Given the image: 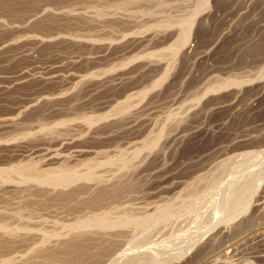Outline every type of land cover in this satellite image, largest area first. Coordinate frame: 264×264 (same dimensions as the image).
Masks as SVG:
<instances>
[{
    "label": "rangeland",
    "instance_id": "obj_1",
    "mask_svg": "<svg viewBox=\"0 0 264 264\" xmlns=\"http://www.w3.org/2000/svg\"><path fill=\"white\" fill-rule=\"evenodd\" d=\"M52 1L0 12V264H264V0Z\"/></svg>",
    "mask_w": 264,
    "mask_h": 264
},
{
    "label": "bare ground",
    "instance_id": "obj_2",
    "mask_svg": "<svg viewBox=\"0 0 264 264\" xmlns=\"http://www.w3.org/2000/svg\"><path fill=\"white\" fill-rule=\"evenodd\" d=\"M41 1H42V0H0V12L6 13V11H7V13H9L8 11H11V13H12V11H16V12L18 11L17 13H19V14H23L24 12H25V13L33 12L32 14H35V13H34L35 11H32V10H31V11H28V12H27V11H25V10H27V9H32L33 7H34V8L38 7V6H36V5H39V3H42ZM50 1H52V0H50ZM53 1L57 3V2H60L61 0H53ZM53 1H52V2H53ZM66 1H67V0H66ZM73 1H74V0H73ZM77 1H78V0H77ZM82 1H83V0H82ZM85 1H86V0H85ZM87 1H89V0H87ZM98 1H100V0H98ZM98 1H97V2H98ZM104 1H105V2L107 1V2H108L109 0H104ZM113 1H114V0H113ZM115 1H116V0H115ZM115 1H114V2H115ZM119 1H120V0H118V2H119ZM123 1H126V0H123ZM127 1H128V0H127ZM149 1H150V0H149ZM149 1H148V2H149ZM153 1H154V0H153ZM156 1H157V0H156ZM91 2H92V1H91ZM102 2H103V1H102ZM102 2L100 1V3H102ZM110 2H111V1H109V3H110ZM114 2H113V3H114ZM120 2H121V1H120ZM146 2H147V1H146ZM150 2H151V1H150ZM157 2H158V1H157ZM157 2H156V3H157ZM160 2H161V1H160ZM44 3L47 4L48 2L46 3V1H45ZM66 3H67V2H66ZM79 3H80V2H79ZM81 3H82V2H81ZM115 3L118 4L117 2H115ZM152 3H154V2H152ZM42 4H43V3H42ZM124 4H125V3H124ZM148 4H150V3H148ZM154 4H155V3H154ZM158 4H159V3H158ZM160 4H161V3H160ZM40 5H41V4H40ZM40 5H39V6H40ZM86 5H87V3H86ZM101 5H102V4H101ZM136 6H137V5H136ZM136 6H135V7H136ZM40 7H42V6H40ZM143 7H144V6H143ZM100 8H102V7H100ZM43 9H44V8H43ZM33 10H34V9H33ZM35 10H37V9H35ZM19 11H20V12L24 11V12H23V13H20ZM97 11L99 12V10H97ZM16 12H15V13H16ZM36 12H39V11H36ZM51 12H52V11H51ZM101 12H102V11H101ZM13 13H14V12H13ZM53 13H54V12H53ZM148 13H149V12H148ZM41 14H42V13H41ZM49 14H50V13H49ZM57 14H58V13H57ZM57 14H55L56 16H55V15H47V17L44 19V21H42V22H41L40 24H38L37 26H38L39 28L41 27V28H44V29H46V28L49 29V28H52V27H56V26H58V25H63L64 28H69V27H71L73 24L76 25V24H81V23H83V22H86V23H87V22H88V19L90 18V17H89V18L87 19V18L85 17V19H87L86 21H85L84 19H82V16H81V17H80V16H78V17L76 16L77 18H76V17H75V18H74V17L72 18L73 13H72V15L70 14L71 17H69V14L67 13V14H68V17H66V14H65V16H63L62 18H60V17L57 16ZM97 14H98V13H97ZM100 14H101V13H100ZM103 14H104V13H103ZM103 14H102V15H103ZM15 15H16V14H15ZM23 15H24V14H23ZM85 15H86V14H85ZM122 15H123V14H122ZM26 16H27V15H26ZM30 16H31V13H30ZM30 16H29V17H30ZM32 16H33V15H32ZM35 16H36V15H35ZM59 16H61V15H59ZM96 16H97V15H96ZM119 16H120V15H119ZM79 17H80V18H79ZM33 18H34V17H33ZM33 18H32V19H33ZM35 18H36V17H35ZM37 18H38V17H37ZM91 18H92V17H91ZM91 18H90V19H91ZM98 18H99V17H97V19H98ZM105 18H106V16H105ZM39 19H40V18H39ZM61 19H62V20H61ZM42 20H43V18H42ZM60 20H61L63 23L60 22ZM92 20H93V18H92ZM104 20H105V19H104V17H103V20H102V21H104ZM121 20H122V19H121ZM34 21H35V20H34ZM95 21H96V19H95ZM99 21H100V20H99ZM106 21H108V20H106ZM113 21H114V20H113ZM116 21H117V20H116ZM116 21H115V22H116ZM39 22H40V21H39ZM104 22H105V21H104ZM126 22H127V21H126ZM37 23H38V22H37ZM60 23H62V24H60ZM99 23H100V22H99ZM102 23H103V22H102ZM106 23H107V22H106ZM106 23H105V24H106ZM88 24H89V23H88ZM88 24H87V25H88ZM103 24H104V23H103ZM112 24H113V22H112V21H111V22L109 21L108 24H107V27L112 26ZM81 25H82V24H81ZM85 25H86V24H85ZM89 25H90V24H89ZM108 25H109V26H108ZM156 25H157V24H156ZM133 26H134V25H133ZM151 26H152V25H151ZM60 27H62V26H59V29L61 30ZM88 27H90V26H88ZM91 27H92V26H91ZM93 27H94V26H93ZM105 27H106V26H105ZM107 27H106V28H107ZM113 27H115V26H113ZM120 27H121V26H120ZM41 28H40V30L43 31V29H41ZM110 28H111V27H110ZM37 29H38V28H37ZM48 29H47V30H48ZM52 29H53L54 31H57V30H58L57 28H55L56 30H55L54 28H52ZM93 29H94V28H93ZM95 29H96V27H95ZM37 31H38V30H37ZM49 31H51V30H49ZM112 31H113V30H112ZM35 43H36V42H35ZM125 62H126V61H125ZM112 68H113V67H112ZM55 71H56V70H55ZM57 72H58V71H56V74H55L56 77H57ZM52 73H54V72H51V74H52ZM53 75H54V74H53ZM48 76H49V75H48ZM52 77H54V76H52ZM56 77H55V78H56ZM45 78H46V77H45ZM48 78H50V76H49ZM50 79H51V78H50ZM25 105H26V104H25ZM23 106H24V105H23ZM124 109H125V108H124ZM136 111H137V110H136ZM38 116H39V115H38ZM38 118H39V117H38ZM63 118H64V117H63ZM89 118H90V117H89ZM8 119H9V118H8ZM8 119H7V120H8ZM34 119H36V117H35ZM80 120H81V119H80ZM36 121H38V120H36ZM71 122H72V121H71ZM88 122H89V121H88ZM15 125H16V124H15ZM35 125H36V124H35ZM40 125H41V124H40ZM44 125H45V124H44ZM73 125H74V124H73ZM42 126H43V124H42ZM45 126H46V125H45ZM50 126H51V125H50ZM64 126H65V125H64ZM90 126H91V125H90ZM36 127H37V126H36ZM59 127H60V126H59ZM41 128H42V127H41ZM43 128H44V126H43ZM18 130H19V129H18ZM69 131H71V130H69ZM19 133H20V131H19ZM51 133H52V132H51ZM53 133H54V132H53ZM62 133H63V132H62ZM27 135H28V134H27ZM37 137H38V136H37ZM67 141H68V140H67ZM145 143H146V142H145ZM46 154H47V153H46ZM124 157H125V156H124ZM124 163H125V161H124ZM20 164H21V163H20ZM121 164H122V163H121ZM23 165H27V164H23ZM23 165H22V166H23ZM28 165L30 166V165H32V164L29 163ZM65 165H66V164H65ZM32 166H33V165H32ZM17 167H19V165H18ZM17 167H16V168H17ZM20 167H21V165H20ZM25 167H27V166H25ZM25 167H24V168H25ZM24 168L22 167V169H24ZM28 168H29V167H28ZM28 168H27V169H28ZM31 168H32V167H31ZM31 168H29V169L31 170ZM33 168H35V171H37V173H38L39 170L36 169L37 167H36V166H33ZM13 169H14V168H13ZM17 169H18V168H17ZM20 169H21V168H20ZM20 169H19V170H20ZM25 169H26V168H25ZM27 169H26V170H27ZM38 169H39V168H38ZM63 169H64V168H63ZM66 169H67V168H66ZM54 170H55V169H54ZM69 170H70V169H69ZM28 171H29V170H28ZM35 171H34V173H35ZM58 171H59V170H58ZM58 171H56V172L59 173V172L61 171V172L63 173V172L65 171V169H64L63 171H62V170H60L59 172H58ZM17 172H18V170H17ZM29 172H30V171H29ZM31 172H32V170H31ZM65 172H66V171H65ZM72 172H73V171H72ZM21 173H23V172L21 171ZM42 173H43V172H41V173L39 172V174H38L39 176H38L36 173H35L34 175H33L32 173H30V175H33V176L37 175V176H38L37 178L39 179V177L42 176V175H41ZM45 173H46V176H49V175H47V174H50L49 171H48V173H47V172H45ZM52 173L54 174L55 172H52ZM52 173H51V174H52ZM57 173H55V176H54L55 178H56V176L58 177L59 174H60V175L62 174V173H59V174H57ZM126 173H127V172H126ZM28 174H29V173H28ZM51 174H50V175H51ZM53 174H52V175H53ZM56 174H57V175H56ZM67 174H68V172H67ZM67 174H66V175H67ZM23 175H25V174H23ZM44 175H45V174H44ZM44 175H43V176H44ZM68 175H69V174H68ZM68 175H67L66 177H68ZM46 176H44V177H46ZM61 176H62V175H61ZM64 176H65V175H64ZM23 177H24V176H23ZM28 177H29V176H28ZM35 177H36V176H35ZM59 177H60V176H59ZM49 178H52V176H50V177H46L45 179H49ZM55 178H52V180H54ZM65 179H66V178H65ZM65 179H64V180H65ZM49 180H50V179H49ZM61 180H62V179H61ZM58 181H59V180H58ZM126 182H127V181H126ZM128 183H129V181H128ZM125 184H127V183H125ZM114 185H115V184H114ZM124 186H125V185H124ZM126 186H128V185H126ZM112 187H113V186H111V189L108 188L109 190H107V189L104 187L106 190H104V188H103L104 191H100L99 194H97V193H98V191H97V193H96L97 196L93 195V196H95V197H90V198H91V199H92V198H95V199H97V201L103 200L104 198H106V200H107V197H109L110 195H112V194H113V191H117V190L120 188V187H119V188L117 189V187H116V188H112ZM100 189H101V188H100ZM124 189H125V188L123 187V191H124ZM127 189H128V188H127ZM87 191H88V190H87ZM120 191H121V188H120ZM120 191H118V192H120ZM123 191H122V192H123ZM126 191H127V190H126ZM118 192H115V193L119 194ZM67 193L69 194V192H67ZM71 193H72L73 195H75V192L72 191ZM63 194L66 195V193H63ZM57 195H59V194H57ZM67 196H68V195H67ZM69 196H70V194H69ZM115 196H116V195H114V196H112V197H110V198H112V199L114 198V199H115ZM24 199H25V198H24ZM65 199H66V196H64V195H60V196H59V202H60V200H61V201H62V200L65 201ZM91 199H90V201H91ZM95 199H94V200H95ZM98 199H99V200H98ZM108 199H109V198H108ZM55 200H56V199H55ZM57 200H58V199H57ZM94 200H93V201H94ZM103 201L106 202L105 199H104ZM103 201H102V202H103ZM57 202H58V201H57ZM91 202H92V201H91ZM95 202H96V201H94V204H95ZM41 203H42V202H41ZM41 203H40V204H41ZM44 203H45V202H44ZM61 203H63V202H61ZM100 203H101V202H100ZM45 204H47V203H45ZM91 204H93V203H91ZM95 205H96V204H95ZM27 208H28V205H27ZM27 208H26V209H27ZM32 208H33V207H32ZM32 208H31V209H32ZM75 208H76V207H75ZM15 209H16V210H15L16 212L19 210V208H15ZM24 209H25V208H24ZM24 209H23V210H24ZM26 209H25V211H26ZM21 210H22V209H20V211H21ZM28 210H29V209H28ZM28 210H27V211H28ZM13 211H14V210H13ZM27 211H26V214H27ZM30 212H31V210H30ZM12 213H13V212H12ZM24 213H25V212H24ZM24 213H22V214H24ZM28 213H29V211H28ZM19 214H20V213H19ZM19 214H17V215H19ZM26 214H25V215H26ZM17 215H15V217H16ZM28 215H29V214H28ZM19 216H20V215H19ZM19 216H17V217H19ZM21 216H23V215H21ZM21 216H20V217H21ZM17 217H16V218H17ZM98 217H99V216H98ZM98 217H97V218H98ZM13 219H14V218H13ZM78 220H79V219H78ZM78 222H79V221H78ZM1 224H2V223H1ZM104 224H105V223H104ZM58 226H60V224H59ZM1 229H2V228H1ZM98 229H99V228H98ZM62 230H63V229H62ZM100 230H101V229H100ZM13 232H14V231H13ZM10 233H12V232H10ZM87 233H88V232H87ZM14 234H15V233H14ZM84 234H85V233H84ZM15 235H16V234H15ZM1 237H2V236H1ZM89 237H90V236H89ZM17 238H18V237H17ZM4 239H5V238H3V240L1 239V240L3 241V242H2L3 244H4L5 240H7V239H5V240H4ZM75 239H76V238H75ZM78 239H80V238H77L76 240H78ZM93 239H94V238H92V240H93ZM89 240H90V239H89ZM89 240H88V242H89ZM8 241H9V239L7 240V244H8ZM10 241H11V239H10ZM10 241H9V242H10ZM13 241H14V239H13ZM13 241H12V244L14 245L15 241H14V243H13ZM94 241H95V239H94ZM94 241H93V242L90 241V244H89V243L87 242V240H86V243L89 244V245L91 246V243H92V244L95 243ZM70 242H71V241H70ZM96 242H97V241H96ZM63 243H64V242H63ZM83 243H84V244H83ZM7 244H5V247L7 246ZM10 244H11V243H10ZM64 244H66V243H64ZM87 244H85L84 241L81 242L80 240H78V241H75V242L73 241V243H69V242H68V244H66L64 247H62V249H61L60 247H59V249L65 251L67 256H70V257H72V258L74 257V259H75V258H76V259H80V258H82V259H80V260H83V259H84V261H85V259H86L87 262H88V260L91 261V260L94 258V255L92 254V255H93V258L90 256V251L88 252V250H89L91 247H86ZM96 244H98V243H95V245H96ZM61 245H62V243H61ZM89 245H88V246H89ZM93 245H94V244H93ZM100 246H101V245H100ZM2 247H3V245H2ZM8 247H9V244H8L7 248H8ZM10 247H11V245H10ZM93 247H94V246H93ZM95 247H96V246H95ZM87 248H89V249H87ZM103 249H104V248H103ZM61 250H60V251H55V252H60V255H61V252H62ZM91 250H92V249H91ZM44 251H45V250H44ZM51 251L53 252L54 250H51ZM51 251H50V252H51ZM48 252H49V250H48ZM45 253H47V250H46V252H43L42 254L44 255ZM53 253H54V252H53ZM53 253H52V255H53ZM62 253H64V252H62ZM99 253H101V251H100ZM38 254H39V252H38ZM64 254H65V253H64ZM68 254H69V255H68ZM45 255H46V254H45ZM45 255H44V257H45ZM49 255L52 256L51 254H49ZM49 255H48V256H49ZM54 255H57V254L54 253ZM58 255H59V253H58ZM39 256H41V255H39ZM46 256H47V255H46ZM61 256H63V254H62ZM64 256H65V255H64ZM64 256H63V257H64ZM89 256H90V257H89ZM95 256H97V255H95ZM57 257H58V256H57ZM96 258H97V257H96ZM96 258H95V260H96ZM46 259H47V261H48L49 258L47 257ZM50 260H51V257H50ZM90 261H89V263H90ZM92 262H93V261H92ZM23 263H24V262H23ZM11 264H13V263H11ZM87 264H88V263H87Z\"/></svg>",
    "mask_w": 264,
    "mask_h": 264
}]
</instances>
